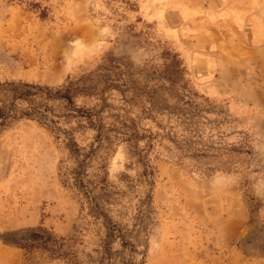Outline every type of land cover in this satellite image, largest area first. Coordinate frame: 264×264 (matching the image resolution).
<instances>
[{"label":"rangeland","instance_id":"374dc122","mask_svg":"<svg viewBox=\"0 0 264 264\" xmlns=\"http://www.w3.org/2000/svg\"><path fill=\"white\" fill-rule=\"evenodd\" d=\"M0 110V264H264V0H0Z\"/></svg>","mask_w":264,"mask_h":264},{"label":"trees","instance_id":"16d2710c","mask_svg":"<svg viewBox=\"0 0 264 264\" xmlns=\"http://www.w3.org/2000/svg\"><path fill=\"white\" fill-rule=\"evenodd\" d=\"M25 89L22 93H20L19 96H34V95H37L39 92H42L43 90L39 87H34V86H29V85H25L24 86ZM47 94L50 95H55V96H61V90H57L54 94H51L50 93V90H47L46 92ZM17 98V97H16ZM34 109V108H33ZM33 109H25L21 114L23 115H26L28 117H35V113L33 111ZM11 113L8 112V111H2L0 110V121H2L3 119H5L6 117L10 116ZM34 233V231L32 232V234ZM24 239H14V240H7L4 238V242L6 244H10V245H16V246H26V247H29L30 244H27L26 242L27 241H23Z\"/></svg>","mask_w":264,"mask_h":264}]
</instances>
